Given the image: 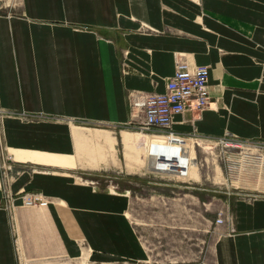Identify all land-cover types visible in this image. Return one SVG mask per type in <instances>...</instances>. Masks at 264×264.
<instances>
[{
	"label": "crops",
	"instance_id": "crops-1",
	"mask_svg": "<svg viewBox=\"0 0 264 264\" xmlns=\"http://www.w3.org/2000/svg\"><path fill=\"white\" fill-rule=\"evenodd\" d=\"M1 6L15 8L0 11V108L8 112L2 135L16 169L23 168L10 190L41 192L50 201L28 208L16 197L7 209L0 158V264H264V196L237 201L234 221L218 227L203 258L157 261L128 217L129 192L82 179L101 166L131 171L116 133L99 126L130 121L132 92L164 93L179 59L210 67L211 104L201 114L177 115L178 136L264 141V0ZM83 138L108 143L102 160L82 155Z\"/></svg>",
	"mask_w": 264,
	"mask_h": 264
},
{
	"label": "rangeland",
	"instance_id": "rangeland-1",
	"mask_svg": "<svg viewBox=\"0 0 264 264\" xmlns=\"http://www.w3.org/2000/svg\"><path fill=\"white\" fill-rule=\"evenodd\" d=\"M14 9L0 7L8 15ZM4 116L0 117L1 141H4L1 126ZM128 123L99 127L116 133L113 136L119 156L123 160L127 158L131 171L124 166H101L96 170L88 167L89 174L82 179L103 191L113 187L123 194L129 192L128 217L157 261L203 258L209 253L218 227L234 221L232 208L237 201L255 202L264 196V151H258L260 148L255 146L237 148L215 139L193 136L147 135L146 138L145 134L129 128ZM123 132L133 135L134 141L128 144ZM105 142L101 138H83L82 155L102 160L108 144ZM0 158L12 166L5 184L13 199L21 197V193L42 194L25 189L12 193L10 184L23 168L17 170L4 152ZM220 217L225 218L223 224L217 222ZM79 244L84 254L91 251L86 239L79 240ZM73 264L87 263L75 260Z\"/></svg>",
	"mask_w": 264,
	"mask_h": 264
},
{
	"label": "built area",
	"instance_id": "built-area-1",
	"mask_svg": "<svg viewBox=\"0 0 264 264\" xmlns=\"http://www.w3.org/2000/svg\"><path fill=\"white\" fill-rule=\"evenodd\" d=\"M209 80V66L191 64L185 59L177 60L175 74L168 80L164 93L135 91L130 94L131 119L128 123L129 128L145 135L174 138L175 135H178L173 129L174 119L177 115L187 111L201 114L210 107ZM6 113L0 108V117ZM193 137L211 139L198 134H194ZM215 140L237 148L255 146L260 148L257 149L258 151H264V141H248L231 134ZM1 152L6 153L7 158L14 162L13 155L9 153V148L0 140ZM11 169V164L9 165L4 159H1L4 180L8 178ZM21 198L24 206L28 208H46L49 204L48 198L40 193H21ZM13 200V195L5 187L7 209L15 208ZM224 221L225 218L220 217L217 222L223 224Z\"/></svg>",
	"mask_w": 264,
	"mask_h": 264
},
{
	"label": "bare ground",
	"instance_id": "bare-ground-1",
	"mask_svg": "<svg viewBox=\"0 0 264 264\" xmlns=\"http://www.w3.org/2000/svg\"><path fill=\"white\" fill-rule=\"evenodd\" d=\"M175 136H178V135H175ZM178 137H180V136H178Z\"/></svg>",
	"mask_w": 264,
	"mask_h": 264
}]
</instances>
